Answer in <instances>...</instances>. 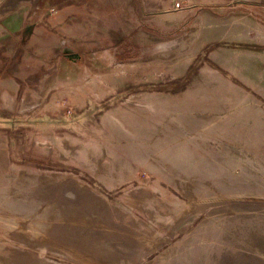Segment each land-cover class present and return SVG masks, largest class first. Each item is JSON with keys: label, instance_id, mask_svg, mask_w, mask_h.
Wrapping results in <instances>:
<instances>
[{"label": "rangeland", "instance_id": "obj_1", "mask_svg": "<svg viewBox=\"0 0 264 264\" xmlns=\"http://www.w3.org/2000/svg\"><path fill=\"white\" fill-rule=\"evenodd\" d=\"M82 1L69 27L64 0H0L48 93L0 115V264H264V13Z\"/></svg>", "mask_w": 264, "mask_h": 264}, {"label": "crops", "instance_id": "obj_2", "mask_svg": "<svg viewBox=\"0 0 264 264\" xmlns=\"http://www.w3.org/2000/svg\"><path fill=\"white\" fill-rule=\"evenodd\" d=\"M141 8L143 18L150 21L152 18L158 21L178 20L205 23L201 28L221 30L222 24L232 20L259 19L264 13V0H134ZM82 0H64L62 6L67 9L64 21L67 26L71 23L82 21L80 13L72 10V7L81 4ZM136 4V3H135ZM239 15L238 18L227 16ZM261 20V19H259ZM64 22V23H65ZM71 28H69V32ZM145 31V30H144ZM14 31L0 35V115L11 117L15 113H25L35 109L40 101L47 99L38 98L33 79H18L21 68H35L36 65H23V58H12L7 51L8 38H14ZM13 40V39H12ZM70 49H67L69 51ZM65 50V52H67ZM69 51L68 54H70ZM65 54V55H68ZM27 56V55H25ZM25 58V57H24ZM56 65H60L58 62ZM46 68L48 66L46 65ZM59 69V68H58ZM15 102L10 109H6L7 102Z\"/></svg>", "mask_w": 264, "mask_h": 264}]
</instances>
